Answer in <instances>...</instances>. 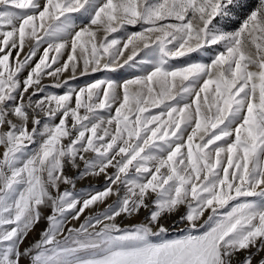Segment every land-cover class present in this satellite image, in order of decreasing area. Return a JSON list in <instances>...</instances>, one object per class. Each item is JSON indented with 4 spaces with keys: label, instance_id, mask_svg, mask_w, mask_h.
<instances>
[{
    "label": "snow or ice",
    "instance_id": "6c2138e0",
    "mask_svg": "<svg viewBox=\"0 0 264 264\" xmlns=\"http://www.w3.org/2000/svg\"><path fill=\"white\" fill-rule=\"evenodd\" d=\"M0 149V264H264V0H0Z\"/></svg>",
    "mask_w": 264,
    "mask_h": 264
},
{
    "label": "rangeland",
    "instance_id": "374dc122",
    "mask_svg": "<svg viewBox=\"0 0 264 264\" xmlns=\"http://www.w3.org/2000/svg\"><path fill=\"white\" fill-rule=\"evenodd\" d=\"M249 3L254 7L255 4L258 3V0H249ZM76 22H77V24L87 23L86 20L82 21L80 19H77ZM234 26L238 27L239 25L235 24ZM134 30H139V29L138 28L129 27V28H127L126 31H121L119 33L118 38H124V37H126L127 32H131V31H134ZM41 51H42V49H41ZM142 59H143V56H140V57L137 58V66L136 67L125 66L123 68H117L115 71L102 70V71L97 72V73H90L88 76H78L74 81H72V84L74 86H82V85H84L86 83L91 82L94 79H105V78L113 79V80H116L117 82H122L125 79H130V78H132L135 75H141L142 74V72L138 70L139 60H142ZM193 59H197V57L194 56ZM25 75H26V73H25ZM44 83L45 84H49L50 81L45 80ZM50 90L58 91L56 89H50ZM112 111H113V114H114V109ZM104 114L107 115V112L105 111ZM29 127H31V125H29ZM35 147H36V145H33V146H31V148L29 150H32ZM0 151H2V149H0ZM74 171H75L74 169H66V172L69 175L73 174ZM110 171H111V169H110ZM89 184L100 185L101 188H102L103 184H104V178H103V176H101V177H89L87 179L80 180L76 184V190L79 191L81 188H85ZM110 202H111L110 200L107 201V203H110ZM103 207H104V205L101 204V205H99L97 207H94L92 209H88V210H86L84 215H88L89 213H95L97 211H100V210L103 209ZM143 216H144V213L141 212L139 217H135V218L121 217V218H119L118 223H121L122 225L131 224V223H137L141 219H143ZM165 222L169 226V232L167 233L168 238H171V237H173L175 235L180 234V233L177 232V228H182L183 227L182 224H176L175 226H173L172 225V219H168ZM76 226H78V224ZM43 227H44L43 223L38 225L36 227V229L29 234L28 238L25 241V244L22 247L27 246L33 240L37 239L38 238V233L41 230V228H43ZM22 264H25V262L22 261Z\"/></svg>",
    "mask_w": 264,
    "mask_h": 264
}]
</instances>
